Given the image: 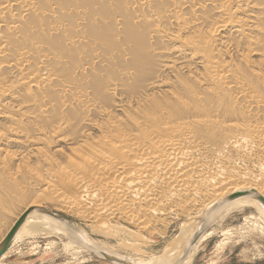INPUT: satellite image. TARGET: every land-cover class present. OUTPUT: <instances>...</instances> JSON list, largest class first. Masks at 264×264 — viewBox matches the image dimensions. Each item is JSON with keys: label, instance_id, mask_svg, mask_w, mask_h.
<instances>
[{"label": "bare ground", "instance_id": "1", "mask_svg": "<svg viewBox=\"0 0 264 264\" xmlns=\"http://www.w3.org/2000/svg\"><path fill=\"white\" fill-rule=\"evenodd\" d=\"M45 200L143 230L164 201L254 207L264 232V0H0V244L33 208L18 238L122 257ZM192 225L133 264H189L214 232Z\"/></svg>", "mask_w": 264, "mask_h": 264}, {"label": "rangeland", "instance_id": "2", "mask_svg": "<svg viewBox=\"0 0 264 264\" xmlns=\"http://www.w3.org/2000/svg\"><path fill=\"white\" fill-rule=\"evenodd\" d=\"M235 161L237 162L238 159L235 158L234 163H236ZM237 164L245 166L241 160ZM178 201L170 200L169 203L164 201V205L168 204L164 212L147 217L148 219L150 218L149 220L145 218L149 230L137 229L138 226L133 221L121 214H116L112 217L106 215L100 216L99 218H104V221L102 219L101 224H96L100 221L98 217L96 219V216L86 217L81 215V213L71 212L64 207L51 203L52 201L45 200L41 206L67 216L70 220L76 222L90 237L95 240L104 241V243L112 246L120 255L130 259H150L166 253V249L168 248L171 251L170 249L177 245H174V238H176V241H179L178 239L184 231L183 229L188 225H192L193 223L191 224V222L196 221L192 225L195 229L200 227L199 225L204 222L205 214H203L204 211L201 210L202 207L200 206L202 202L198 200L197 204L194 202L186 208H182L178 206ZM181 208L184 209L182 210L183 212ZM252 209L256 210L254 207H246L244 211H233L208 228L209 230L214 227L212 229H214L215 233L213 232L211 236L201 242L197 249V254L195 253L189 264H264V232L250 229V224H248V219H246L250 213L254 212ZM118 216L119 218H117ZM152 217L153 220L151 219ZM108 220L110 221L108 222ZM187 222H190V224ZM185 223H187V226H184ZM96 225L97 227L99 225V228ZM226 230L230 232L228 233L229 235L222 234ZM113 232L116 233L113 234ZM101 233L105 234L102 236ZM105 235H110V237H104ZM113 235H116V237ZM17 238L18 235L15 240ZM121 239L123 242H121ZM69 241L70 237L63 233L45 234L41 231L34 232L33 230H29L25 235L19 236L17 241L1 258L0 264H115L83 246L70 247L68 246ZM122 243L128 247L122 246ZM128 243L133 244L128 245ZM169 244L171 245L169 246Z\"/></svg>", "mask_w": 264, "mask_h": 264}, {"label": "water", "instance_id": "3", "mask_svg": "<svg viewBox=\"0 0 264 264\" xmlns=\"http://www.w3.org/2000/svg\"><path fill=\"white\" fill-rule=\"evenodd\" d=\"M240 195L241 194L234 195L230 199H233V198H235L237 196H240ZM45 210L48 213H55V214L61 216L62 218L69 219L68 217H66L64 215H61V214H58V213H56V212H54L52 210H49V209H46V208H45ZM31 211H33V208L29 209L25 214H23L21 216V218L18 220L16 225L11 230V232L7 235V237L0 244V259L9 250V248L13 244V241H14L19 229L21 228L23 223L26 221V219H27V217H28V215L30 214ZM209 227H211V226H207V225L202 224V226H200L199 230L196 232V236H195L193 242H196L198 240V238H200L201 235H204L208 231ZM81 243H82V245L84 247H86L87 249L91 250L93 253L97 254L95 252V250L91 247L92 245L90 246L88 243H86L85 240H81ZM121 256L122 257L119 258L116 255L105 253L101 257L104 258L105 260H107L109 262H112V263H115V264H133V259H130V258L125 257L123 255H121ZM183 259L184 258H182V260Z\"/></svg>", "mask_w": 264, "mask_h": 264}]
</instances>
